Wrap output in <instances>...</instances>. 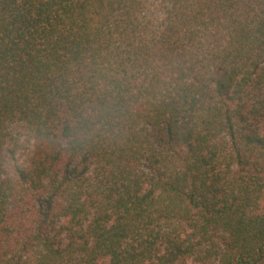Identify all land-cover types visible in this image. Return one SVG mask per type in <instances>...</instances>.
I'll return each instance as SVG.
<instances>
[{"label": "trees", "instance_id": "1", "mask_svg": "<svg viewBox=\"0 0 264 264\" xmlns=\"http://www.w3.org/2000/svg\"><path fill=\"white\" fill-rule=\"evenodd\" d=\"M0 264H264V0H0Z\"/></svg>", "mask_w": 264, "mask_h": 264}]
</instances>
